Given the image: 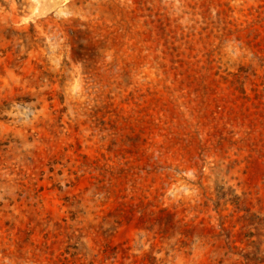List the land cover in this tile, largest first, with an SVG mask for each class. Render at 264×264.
<instances>
[{
    "label": "rangeland",
    "instance_id": "1",
    "mask_svg": "<svg viewBox=\"0 0 264 264\" xmlns=\"http://www.w3.org/2000/svg\"><path fill=\"white\" fill-rule=\"evenodd\" d=\"M0 264H264V0H0Z\"/></svg>",
    "mask_w": 264,
    "mask_h": 264
}]
</instances>
